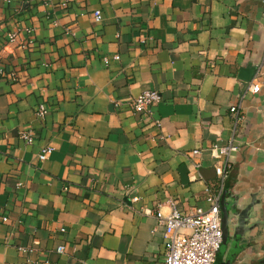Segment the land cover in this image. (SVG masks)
I'll list each match as a JSON object with an SVG mask.
<instances>
[{"label":"crops","instance_id":"obj_1","mask_svg":"<svg viewBox=\"0 0 264 264\" xmlns=\"http://www.w3.org/2000/svg\"><path fill=\"white\" fill-rule=\"evenodd\" d=\"M0 67V264H157L158 212L208 209L220 189L212 151L236 103L217 261L264 264V0H0ZM150 89L153 116L135 113Z\"/></svg>","mask_w":264,"mask_h":264},{"label":"built area","instance_id":"obj_2","mask_svg":"<svg viewBox=\"0 0 264 264\" xmlns=\"http://www.w3.org/2000/svg\"><path fill=\"white\" fill-rule=\"evenodd\" d=\"M10 1V0H6ZM96 21L100 22L103 18L102 12L96 10L93 13ZM17 33L8 34V41L15 42ZM118 58V57H117ZM0 75L13 78L12 72H5L4 67H0ZM248 90L257 93L260 90L259 83L250 82ZM161 95L156 90H146L134 97L130 101L132 110L135 113L147 114L153 116V106L160 102ZM241 103L233 104L230 108L235 115L234 120V137L231 141L222 146L213 148V157L215 158V170L219 177L220 189L217 192H210L207 200L210 203L208 209L198 208L194 213H185L178 208H173L170 214L165 215L158 212L157 219L159 225L163 227L164 238V254L163 258L157 264H214L218 251L223 243L222 230V211L220 199L223 193L224 183L232 170L230 158L238 151L236 133L241 121ZM49 112L46 104H39L37 107V116L45 119ZM160 124L159 121H156ZM21 138L31 144L35 136L29 130L21 132ZM53 149L46 146L39 154L41 161L46 160L52 153ZM194 154H198L199 150H195ZM145 213L151 214V210H145ZM7 217H3V221H7ZM65 229H62L64 231ZM38 242H35L37 244ZM20 251L27 252L28 247H20ZM58 252H64L65 247L59 246Z\"/></svg>","mask_w":264,"mask_h":264},{"label":"water","instance_id":"obj_3","mask_svg":"<svg viewBox=\"0 0 264 264\" xmlns=\"http://www.w3.org/2000/svg\"><path fill=\"white\" fill-rule=\"evenodd\" d=\"M255 73V68H243L241 70V78L245 81H251ZM230 196L229 191L226 189L220 199L221 211H222V230H223V243L221 250H224L230 239V226H231V211L236 212V206H232L230 202L227 201V197ZM240 220L243 219L242 215H239ZM214 264H231V260L227 261H217V256Z\"/></svg>","mask_w":264,"mask_h":264},{"label":"trees","instance_id":"obj_4","mask_svg":"<svg viewBox=\"0 0 264 264\" xmlns=\"http://www.w3.org/2000/svg\"><path fill=\"white\" fill-rule=\"evenodd\" d=\"M230 173H231V172H230ZM219 187H220V183H219V181H218V183L216 184V186H214L213 188H214V190H218Z\"/></svg>","mask_w":264,"mask_h":264}]
</instances>
